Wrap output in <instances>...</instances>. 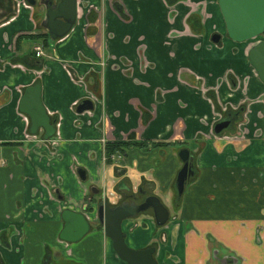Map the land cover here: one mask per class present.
<instances>
[{"label": "crops", "instance_id": "crops-1", "mask_svg": "<svg viewBox=\"0 0 264 264\" xmlns=\"http://www.w3.org/2000/svg\"><path fill=\"white\" fill-rule=\"evenodd\" d=\"M39 1L0 0V264H57L61 255L66 261L58 264H123L98 230L77 243H63L61 204L51 195L57 187L65 199H82L85 185L75 164L87 171L89 186L101 182L103 134L96 124L103 111L113 126L111 141L137 134L139 142L176 140L200 149L199 177L178 218L158 232L148 221V229L129 233L131 247L157 241L159 264H264V84L246 44L227 38L223 46L211 42L214 33L226 34L218 0H116L125 18L113 0H78L74 28L62 40L50 39L37 57L38 36H49ZM102 52L109 56L105 104H96L92 117L79 116L89 92L71 73L88 76L94 85ZM123 59L133 68L131 76L122 72ZM229 74L239 81L236 88ZM194 77L204 79V89L214 90L220 105H247L244 138L212 137L214 105ZM36 85L58 124L52 145L26 137L30 123L20 102ZM153 106V118H142ZM166 151L163 164L155 151L129 152L124 165L130 178L136 182L145 175L155 180L159 194H167L179 164L175 149Z\"/></svg>", "mask_w": 264, "mask_h": 264}, {"label": "flooded vegetation", "instance_id": "flooded-vegetation-1", "mask_svg": "<svg viewBox=\"0 0 264 264\" xmlns=\"http://www.w3.org/2000/svg\"><path fill=\"white\" fill-rule=\"evenodd\" d=\"M42 1L45 3H48V5L45 6V8L41 4ZM76 1H77V4H76L77 16H76V21L73 27L71 28V30L74 28L75 24L77 23V19H78L79 7H78V0ZM59 2L60 0H40L39 1V4H41L40 7H42L44 10V25L47 21L46 14L48 10L51 9L53 5H57ZM30 3H32V0H30ZM37 4L38 3H36V0H35L34 5H37ZM218 4H219V0H218ZM113 5L116 11L123 18H125L123 9L116 0H113ZM29 6L33 8L32 5L29 4ZM117 6L120 7V10L118 9ZM170 7H173V6H170ZM98 19H100V17H98ZM96 26L98 27L99 31H101L100 23ZM89 27H90V21H89ZM225 27H226V24H225ZM71 30L66 35L60 38H57V39L51 38L49 30H48L49 36L39 35L38 37H40V39L42 40L41 41L42 43L39 46H41L43 49V54L41 56L45 54L44 49L49 44L48 42L50 39L53 42L62 40L71 32ZM96 33H99L98 30L96 31ZM224 38H227L234 44H246V46L248 47L247 58L250 64H251V61L249 58L250 50L258 43L264 42V34H262L261 36H258L257 38H254V39H251L245 42L234 41L228 35L227 28H226L225 35L220 32L214 33L211 37V42L215 44L216 46H223ZM105 49L106 47H104V50ZM35 51H36V48H35ZM107 58H109V56H106V52L100 53L99 62H98L100 66V71L98 73L94 72L95 73L94 75H96V83L94 85H91V82H89L88 80V76H83L82 78V77H77L73 72L71 73L73 80L75 82L84 84L86 90L89 92V97L83 102H81L78 107L77 114L79 116L87 113L92 117L95 105L105 104L104 102V75H105L106 64L108 61ZM123 60H124V63L127 64L126 65L127 68L123 70L121 69V70L125 75L131 76L133 73V68L129 65L130 63H128L126 59H123ZM145 66L148 67L147 63H145ZM145 66L142 67L143 71L146 70ZM251 66L255 69V67L252 64ZM255 71L257 72L256 69ZM257 75L259 77L258 72H257ZM227 79L231 87L236 88V86L239 85L238 83L239 81L234 75L230 76L229 74ZM195 83H196L197 88L200 91L202 90L204 96L210 99L214 105V121L212 124V137L216 139L217 141L220 140V141H226V142L234 140V139L244 138L245 131L242 126L247 122V119H246L247 111H248L247 105L242 104L238 108H233L230 105L222 106L219 104L217 98L215 97L214 90L204 89V79L203 78H196ZM211 92H213V95L211 94ZM163 94L164 93L162 91L157 92V96H159V98H162ZM147 111L149 113L147 114V116L144 115V113H142L141 116L142 118L144 117L146 119L151 120L150 117L153 118V116L155 115V107L153 106V110H151V112L149 110ZM21 114H23L30 123V128H29L30 130L27 131V134H26L27 139H30V141H36L37 139H39V140L44 141V143L50 142L52 145V140L58 134L57 121L53 122L55 126V130H56L54 135L52 137L45 138L46 131L42 129L44 133L40 134L39 131H41V129H39L37 133H32L31 131L32 124H31V120L29 116L23 112H21ZM110 121L111 120H109V116L106 114L105 111H103L99 122L96 124L97 129H99L103 134L102 143H103L104 154H103V160H102V167H103L104 173H103L101 182L98 184H95V185L93 184L89 186L87 183L88 182L87 171L79 167L77 164H75L73 166V171L78 176L80 184L85 185L82 199L80 201H76L73 199H70V200L65 199V197L62 194H60V190L57 187L51 188V195H53V197H55V199L61 204V206L59 207V211L61 213L65 226H66V222L64 220L63 215L65 212H71L74 214L82 215L90 227L86 235L83 236L80 240L75 241V242H69L62 238V233L65 229V226H64V229L61 232L60 238L63 243H66L67 245H69V244H73V243H77L81 241L83 238H85L87 235L92 233L94 230H98L103 234L105 239H108L111 241L113 251L115 252V255L117 256V258L121 262H123V264H127L117 255L113 247V240L106 235V232L104 231L105 226H104V223H102L99 218V213H100L101 207L103 208L104 212L106 211V209H109L112 212L116 210L129 212L131 216H128L125 219H123L121 223V229H122V233L125 235L126 245L133 250H145L148 248H154L155 252L153 254V258L157 262V264H159L158 253L160 250V246L158 242L153 241L148 246L139 248V249L133 248L128 243L129 233L133 234L138 229H148L149 222L153 226V228L156 230V232H158L162 230L164 227H166L167 225H169L171 222H174L178 218L177 216H179L178 215L179 210L182 207V203L185 198V195L189 191L190 186L193 185L195 182H197L196 180L199 177L200 166L197 163V156L199 154L200 149H198L199 151L191 150L189 147L183 144L179 143L178 145L176 140L162 141V140H150V139L147 140L146 139L142 142H139L137 141L139 137V135L137 134H134V135L129 134L127 136V139H128L127 141L114 142V141L109 140L111 133H112V129H113V126ZM81 122L82 124L84 123L83 121ZM77 123H80V120H78ZM88 123L89 124L91 123L90 119ZM109 145L110 147H113L114 145H120V146L116 148L114 151L109 152L108 150ZM170 148H174L176 151L175 159L177 160L179 164V169L175 175L172 188L167 194L165 195L159 194L158 186L155 180L148 178L145 175L139 176L136 179V182H134L130 178L131 172L129 170V167L124 165L125 160L129 157V152H131L132 150H138L141 152L155 151L153 153L156 154V159H158L161 162V164H163V161L167 158L169 154L167 153L166 150ZM184 170L187 176L184 182L183 192L180 193V190L178 187V181H179L180 174ZM153 199L158 200L165 207V209L169 212V220L163 226H159L157 224L156 217H155V210L153 208L154 204L150 203L151 200ZM148 200H149L150 206H148L144 210H140L142 206L147 204ZM40 218H43L42 214ZM61 256L62 258H59L61 260V263L65 262L66 261L65 258L63 257V255ZM43 261L44 263L46 262L45 259ZM70 264H74V263L71 262Z\"/></svg>", "mask_w": 264, "mask_h": 264}, {"label": "water", "instance_id": "water-1", "mask_svg": "<svg viewBox=\"0 0 264 264\" xmlns=\"http://www.w3.org/2000/svg\"><path fill=\"white\" fill-rule=\"evenodd\" d=\"M35 4V0H32ZM42 6L48 3L41 2ZM76 0H60L48 10L45 27L49 30L52 39L66 35L73 27L77 16ZM219 6L230 38L237 42H245L264 34V0H219ZM251 64L257 70L260 79L264 82V42L255 45L249 52ZM21 112L27 114L31 120V131L37 133L39 129L46 131L45 138L52 137L55 126L51 121L41 97V86L36 85L26 89L21 102ZM187 174L185 170L180 174L178 187L183 192L184 182ZM155 202V203H154ZM155 210L157 224L163 226L169 220V212L158 200H151ZM149 204L142 206L140 210L146 209ZM131 216L125 211H110L100 208L99 218L104 223L106 235L113 240V247L117 255L127 264H157L153 258L154 248L145 250H133L125 243V235L122 233L121 223L126 217ZM66 222L62 238L75 242L80 240L89 231V224L80 214L65 212Z\"/></svg>", "mask_w": 264, "mask_h": 264}, {"label": "built area", "instance_id": "built-area-1", "mask_svg": "<svg viewBox=\"0 0 264 264\" xmlns=\"http://www.w3.org/2000/svg\"><path fill=\"white\" fill-rule=\"evenodd\" d=\"M37 57H40L43 54V49L41 46L36 47Z\"/></svg>", "mask_w": 264, "mask_h": 264}, {"label": "trees", "instance_id": "trees-1", "mask_svg": "<svg viewBox=\"0 0 264 264\" xmlns=\"http://www.w3.org/2000/svg\"><path fill=\"white\" fill-rule=\"evenodd\" d=\"M118 7V9L120 10V7L119 6H117ZM120 145H114L113 147H110V145L108 146V150H109V152H112V151H114L116 148H118Z\"/></svg>", "mask_w": 264, "mask_h": 264}, {"label": "rangeland", "instance_id": "rangeland-1", "mask_svg": "<svg viewBox=\"0 0 264 264\" xmlns=\"http://www.w3.org/2000/svg\"><path fill=\"white\" fill-rule=\"evenodd\" d=\"M61 262V260L60 259H58V261H56V263L58 264V263H60Z\"/></svg>", "mask_w": 264, "mask_h": 264}]
</instances>
